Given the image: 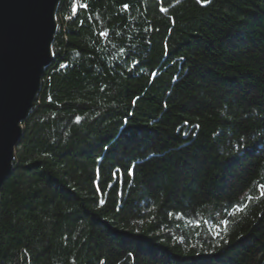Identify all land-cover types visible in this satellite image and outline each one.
I'll list each match as a JSON object with an SVG mask.
<instances>
[{
	"label": "trees",
	"instance_id": "obj_1",
	"mask_svg": "<svg viewBox=\"0 0 264 264\" xmlns=\"http://www.w3.org/2000/svg\"><path fill=\"white\" fill-rule=\"evenodd\" d=\"M162 7L61 1L0 264H264V0ZM163 116L197 129L191 149ZM98 160L133 167L119 212L86 187Z\"/></svg>",
	"mask_w": 264,
	"mask_h": 264
},
{
	"label": "water",
	"instance_id": "obj_2",
	"mask_svg": "<svg viewBox=\"0 0 264 264\" xmlns=\"http://www.w3.org/2000/svg\"><path fill=\"white\" fill-rule=\"evenodd\" d=\"M62 0H0V191L54 59Z\"/></svg>",
	"mask_w": 264,
	"mask_h": 264
},
{
	"label": "rangeland",
	"instance_id": "obj_3",
	"mask_svg": "<svg viewBox=\"0 0 264 264\" xmlns=\"http://www.w3.org/2000/svg\"><path fill=\"white\" fill-rule=\"evenodd\" d=\"M161 1L163 4V9L164 6L170 9L177 8L178 6H183L185 9H189L190 5V0ZM161 119L165 123H169V120L164 116L161 117ZM170 127L172 138L176 141H182V147L191 149V146L188 145L189 140L193 138L192 135L197 131V129L188 125H183L182 123H173ZM105 160L114 162L108 159ZM85 178L86 187L89 190L95 192L103 202H111V199H116V204L114 205L116 212H119V210L123 209L122 206L124 204H127L130 200L131 193H129L128 196H126V193L129 189V185L136 181V175L133 172V167L117 164L116 166L111 168L108 167L104 161L100 160H98L91 166Z\"/></svg>",
	"mask_w": 264,
	"mask_h": 264
},
{
	"label": "built area",
	"instance_id": "obj_4",
	"mask_svg": "<svg viewBox=\"0 0 264 264\" xmlns=\"http://www.w3.org/2000/svg\"><path fill=\"white\" fill-rule=\"evenodd\" d=\"M76 9V11H77V5L75 4V6L73 7V9ZM76 11L74 12L73 10H72V14L69 16V17H72V18H74V16H75V14H76Z\"/></svg>",
	"mask_w": 264,
	"mask_h": 264
},
{
	"label": "snow or ice",
	"instance_id": "obj_5",
	"mask_svg": "<svg viewBox=\"0 0 264 264\" xmlns=\"http://www.w3.org/2000/svg\"><path fill=\"white\" fill-rule=\"evenodd\" d=\"M202 2H206V0H202ZM85 7H86V5H85ZM125 7H127V5H125ZM163 10L164 11H167V9H163ZM73 11L75 12L76 9L74 8ZM102 35H105V33H102ZM262 195H264V193H262Z\"/></svg>",
	"mask_w": 264,
	"mask_h": 264
},
{
	"label": "bare ground",
	"instance_id": "obj_6",
	"mask_svg": "<svg viewBox=\"0 0 264 264\" xmlns=\"http://www.w3.org/2000/svg\"><path fill=\"white\" fill-rule=\"evenodd\" d=\"M59 27V26H58ZM58 33V32H57Z\"/></svg>",
	"mask_w": 264,
	"mask_h": 264
}]
</instances>
